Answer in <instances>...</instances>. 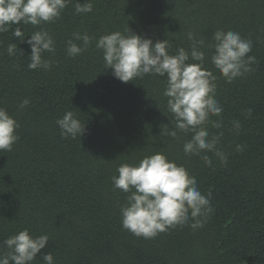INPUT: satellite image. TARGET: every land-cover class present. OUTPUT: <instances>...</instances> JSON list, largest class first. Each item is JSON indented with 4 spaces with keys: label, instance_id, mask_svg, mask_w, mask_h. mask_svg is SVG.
<instances>
[{
    "label": "trees",
    "instance_id": "obj_1",
    "mask_svg": "<svg viewBox=\"0 0 264 264\" xmlns=\"http://www.w3.org/2000/svg\"><path fill=\"white\" fill-rule=\"evenodd\" d=\"M76 2L87 0H71L60 20L43 25L56 41L55 55L45 56L50 71L29 70L31 50L13 36L16 25L0 34V107L20 124L13 150L0 151V246L28 229L49 236L37 264L48 252L55 264H264V0H93V11L81 15ZM19 26L26 36L39 30ZM128 29L153 43L168 39L173 53L188 48L189 32L206 43L218 29L251 39L256 63L244 77L226 83L206 63L218 76L226 166L211 153V166L186 157L190 136L161 135L172 119L163 78L119 81L94 43L75 58L66 54L73 32L99 38ZM13 43L23 56L7 54ZM206 55L210 60V50ZM25 98L30 103L20 109ZM67 111L86 125L81 138L61 136L56 121ZM236 120L239 134L230 131ZM157 152L184 165L202 194L211 191L214 211L203 228L177 226L153 239L123 228L126 194L114 189L112 177L120 164Z\"/></svg>",
    "mask_w": 264,
    "mask_h": 264
},
{
    "label": "clouds",
    "instance_id": "obj_2",
    "mask_svg": "<svg viewBox=\"0 0 264 264\" xmlns=\"http://www.w3.org/2000/svg\"><path fill=\"white\" fill-rule=\"evenodd\" d=\"M69 3L71 0H0V34L16 25L13 36L21 44L27 43L31 50L29 70H51L53 61L45 56L55 55L56 41L43 25L60 20ZM74 11L76 15L91 13L93 0L84 4L76 2ZM21 24L39 30L26 36ZM187 38L188 48L178 47L173 53L168 39L153 43L129 29L126 33L114 31L99 38L90 36L87 31H76L66 41L65 51L68 57L75 58L94 43L103 54L105 68L111 69L113 76L123 83L145 76L163 78L162 95L172 119L170 126H162L161 135L173 139L181 133L190 136L183 143L186 157H201L206 166H211L212 159L207 155L211 153L226 166L228 156L219 147L224 124L223 107L216 98L218 76L206 67V63L230 84L254 71L252 65L256 58L250 55L253 44L238 32L223 29L213 32L211 42L206 43L191 32ZM209 50L210 60L206 55ZM6 51L9 56H15L19 50L13 43ZM29 103L25 98L19 108L24 109ZM56 123L65 139L81 138L86 127L73 111H67ZM240 127L238 120L232 121L230 131L239 134ZM19 128L18 121L6 108L0 107V151L13 150L20 139ZM210 129L217 131L212 133ZM236 151H243V145H237ZM117 172L118 176L112 177L113 187L126 194L125 203L120 207L122 226L137 237L153 239L177 226L201 229L214 211L211 191L202 194L188 169L163 152L145 156L136 165L122 163ZM48 242V235L33 236L24 229L3 241L0 264H37V256ZM40 260L43 264H55L51 252L43 254Z\"/></svg>",
    "mask_w": 264,
    "mask_h": 264
}]
</instances>
